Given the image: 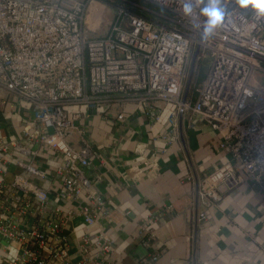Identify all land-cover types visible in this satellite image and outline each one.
<instances>
[{"label": "built area", "instance_id": "1", "mask_svg": "<svg viewBox=\"0 0 264 264\" xmlns=\"http://www.w3.org/2000/svg\"><path fill=\"white\" fill-rule=\"evenodd\" d=\"M98 1L0 0V90L31 107L25 139L0 138V264H121L104 224L115 208L86 173L97 150L82 121L102 106L134 103L154 123L162 103L172 104L171 127L159 136L170 144L185 111L218 131L231 159L201 178L199 223L244 182L262 192L264 207V17L221 0L225 20L204 38L200 13L209 0H190V15L185 0H146L161 8L147 11L163 22L120 8L97 34L90 29L100 24L92 16ZM204 57L210 63L191 101L186 84ZM41 147L59 163L39 164ZM151 224L147 216L139 225L143 245L159 236ZM167 251L163 245L130 264H161Z\"/></svg>", "mask_w": 264, "mask_h": 264}, {"label": "crops", "instance_id": "2", "mask_svg": "<svg viewBox=\"0 0 264 264\" xmlns=\"http://www.w3.org/2000/svg\"><path fill=\"white\" fill-rule=\"evenodd\" d=\"M187 95L194 100L195 88L189 87ZM173 108L162 103L154 123L134 103L99 107L82 121L97 150L86 173L115 208L111 224H104L116 239V260L134 263L164 245L168 251L161 264H179L191 256L195 264H264L263 194L250 183L210 207L208 223L196 220L201 178L231 155L217 145L218 131L191 111L179 114V134L172 144L159 138L171 127ZM123 111V118L117 117ZM30 115L27 103L0 90V138L24 140L21 128ZM60 160L41 147L39 164L55 166ZM147 216L159 236L143 245L137 231ZM77 226L83 228L79 222Z\"/></svg>", "mask_w": 264, "mask_h": 264}, {"label": "rangeland", "instance_id": "3", "mask_svg": "<svg viewBox=\"0 0 264 264\" xmlns=\"http://www.w3.org/2000/svg\"><path fill=\"white\" fill-rule=\"evenodd\" d=\"M98 3L99 5H94L95 8L92 9V16L95 19H99L100 24L90 29L91 33H106L107 30L110 29L111 23L116 19L120 8H126L134 12L140 13L141 15L147 16L151 19H154L156 21L163 22V20L160 18V15L147 11L148 8L161 13V8L146 0H99ZM137 4H140L142 7L138 6ZM197 61L198 62L196 66H198L199 70H201V76L195 78L199 81L203 78V73H205L208 69L210 58L204 57ZM192 79L193 76L191 80Z\"/></svg>", "mask_w": 264, "mask_h": 264}, {"label": "clouds", "instance_id": "4", "mask_svg": "<svg viewBox=\"0 0 264 264\" xmlns=\"http://www.w3.org/2000/svg\"><path fill=\"white\" fill-rule=\"evenodd\" d=\"M236 4L241 9L251 8L257 18L264 17V0H235ZM221 0H209L208 5L201 9V15L206 16L207 20L203 27V37L207 38L212 35L214 30L222 26L225 16L227 14L226 9L220 6ZM192 4L190 0H185L183 6V12L185 15L192 13Z\"/></svg>", "mask_w": 264, "mask_h": 264}, {"label": "trees", "instance_id": "5", "mask_svg": "<svg viewBox=\"0 0 264 264\" xmlns=\"http://www.w3.org/2000/svg\"><path fill=\"white\" fill-rule=\"evenodd\" d=\"M200 67V66H199ZM205 73H203L204 75ZM200 77L201 76V70H199L198 66L195 67V71H194V74H193V79L191 81V89H194L195 88V85H198L200 83L201 80H197L195 77Z\"/></svg>", "mask_w": 264, "mask_h": 264}, {"label": "water", "instance_id": "6", "mask_svg": "<svg viewBox=\"0 0 264 264\" xmlns=\"http://www.w3.org/2000/svg\"><path fill=\"white\" fill-rule=\"evenodd\" d=\"M198 53H199V48H197V49L195 50L194 55H193L192 71H193L194 62L196 61V58H197ZM191 78H192V73L190 74V77H189V79H188V81H187L186 88H185V94H187L188 89H189V87H190Z\"/></svg>", "mask_w": 264, "mask_h": 264}]
</instances>
